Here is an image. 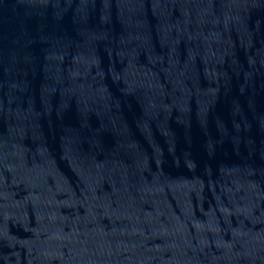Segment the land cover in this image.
Returning a JSON list of instances; mask_svg holds the SVG:
<instances>
[{
	"label": "water",
	"instance_id": "1",
	"mask_svg": "<svg viewBox=\"0 0 264 264\" xmlns=\"http://www.w3.org/2000/svg\"><path fill=\"white\" fill-rule=\"evenodd\" d=\"M0 264H264V0H0Z\"/></svg>",
	"mask_w": 264,
	"mask_h": 264
}]
</instances>
